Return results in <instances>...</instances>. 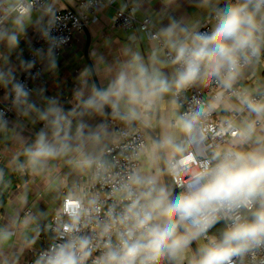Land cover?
I'll list each match as a JSON object with an SVG mask.
<instances>
[{
  "label": "clouds",
  "instance_id": "9594fccd",
  "mask_svg": "<svg viewBox=\"0 0 264 264\" xmlns=\"http://www.w3.org/2000/svg\"><path fill=\"white\" fill-rule=\"evenodd\" d=\"M198 6L209 9L207 25L171 14L159 27L147 20L138 29L150 43L146 52L125 48L112 62L98 55L106 82H96L90 62L68 106L43 88L37 95L45 103L38 105L5 57L0 88L34 129L9 167L39 177L59 200L51 222L41 223L48 213L40 210L15 224L27 247L52 233L33 264H264V81L245 82L264 64V0ZM127 7L121 3V16ZM58 23L47 0H0V43L11 51L29 26H40L49 46L36 54L53 70L55 50L67 43L52 35ZM21 65L28 72L35 61ZM8 125L0 112V130ZM141 130L147 135L131 139ZM117 138L129 141L118 153L131 149L127 167L112 157ZM59 165L80 179L55 177ZM4 175L0 169L7 187ZM218 224L223 228L214 234ZM14 235L0 227V248Z\"/></svg>",
  "mask_w": 264,
  "mask_h": 264
},
{
  "label": "crops",
  "instance_id": "0c3cea01",
  "mask_svg": "<svg viewBox=\"0 0 264 264\" xmlns=\"http://www.w3.org/2000/svg\"><path fill=\"white\" fill-rule=\"evenodd\" d=\"M106 1L108 2V0ZM121 3L133 7L139 5L136 16L139 19L150 17L157 27L161 23L167 24L169 14L175 15L177 19L190 24L197 22L202 24L209 14V9L198 6L199 0H113V4L105 5L98 13V20L87 27L91 39L89 55L93 53L91 61L97 65L96 74L99 83L106 82L109 73L105 70V64L97 62L98 55L103 56L106 61L112 62L114 59L124 58L125 48L146 52L150 47V43L143 32L125 31L114 27V18L117 10L120 9ZM221 3H223V0H221ZM51 4H54L55 9L75 7L74 0H51ZM37 16L38 14L33 15V21L37 19ZM44 21H46V16ZM39 30L40 26L36 24L29 26L27 33L20 36L19 45L11 51L8 50L4 43H0V67L5 65L6 57L7 65L14 69L17 78L24 70L21 65V61H25L22 51L34 41V37ZM136 34H139L141 40L134 44L128 38ZM87 43L88 36L86 31L78 33L73 45L66 49L62 55L56 56L58 66L54 70L49 69L46 58L42 60L44 77L36 83L34 94L32 95V99L38 105L42 106L45 103L37 95V90L41 88L46 90L45 94L47 96L57 97L65 106L74 103L73 91L80 85L79 73L88 65L85 56ZM262 71H264L263 65L249 70L245 77V82L252 84L254 81H264V76L260 75ZM0 98L5 99V90L3 88H0ZM32 115L34 116L35 114ZM38 127L39 125L36 126L37 129ZM33 130L30 118L21 116L18 113L10 119L7 129L0 130V154L4 156V163L1 169L5 173L4 181L6 183L10 181V183H7V187L0 185V194H5V190L9 187L12 189L11 192H13L7 198L5 204L0 207V227L9 226L15 233L12 240L0 248V264H10L14 257L19 258L18 264H28L35 253L43 248L50 239L48 232H45L46 243L37 249L31 248L33 250L32 257L30 260L28 259L30 248L26 246L27 241L23 238L21 230H14L21 209L28 207L30 209L28 211L34 215L40 210H46L49 216L47 215V219H41V223L45 224L51 221L59 207L58 193L49 191L39 177H27L28 182L22 185L20 181H17L21 174L9 167L12 156L20 150L23 140H26ZM158 131L159 129H156V132ZM54 176L59 177L60 180H67L68 183L80 179L75 174H68V169L63 165H59L55 169ZM22 193L27 194V199L24 201L20 199ZM7 208H9L10 212L12 211L10 214L5 211ZM13 216L16 218H13Z\"/></svg>",
  "mask_w": 264,
  "mask_h": 264
},
{
  "label": "built area",
  "instance_id": "2783aa9c",
  "mask_svg": "<svg viewBox=\"0 0 264 264\" xmlns=\"http://www.w3.org/2000/svg\"><path fill=\"white\" fill-rule=\"evenodd\" d=\"M75 7H66L62 9H56L57 14L60 17L62 23H58L52 30V35L57 37H66L67 43L62 45L61 47L55 50L56 56L62 55V53L70 48L73 45L74 39L78 33L83 32L91 23H94L98 20V13L102 7L109 4L106 0H93L91 6L85 3V0H74ZM43 2V0H42ZM48 3H51V0H47ZM113 4V3H112ZM133 6H128L124 9V15L121 16L120 9L117 10L115 18H114V27L123 29L125 31H138L141 26L147 20L153 21L150 17H145L144 19H139L136 16V12L134 15L131 14ZM48 17L46 16V21ZM45 21V24H46ZM79 21V23H77ZM208 18L201 24L207 25ZM151 28V25H149ZM142 32V31H141ZM48 42L42 37L40 30L36 33L34 37V41L25 47L22 51V55L25 58V61H35V67L30 71L23 72L17 77L21 83H23L29 90L32 91V95L34 94L35 85L38 81H41L44 77V68L42 63V58L38 56L36 53L38 50H42L46 53L48 48ZM264 66V64H262ZM38 74V75H37ZM200 95H203V92L200 90H196ZM192 92L188 93V99H191ZM187 106V105H186ZM0 112L4 113V118L9 122L10 119L17 113L15 108L12 107L11 97L8 99L0 98ZM122 127V126H121ZM147 135L145 130H141L131 139H140ZM129 143L128 140H121L119 138L116 139L114 143H112L111 147L113 149L112 157L119 161V165L121 167H127L128 161L124 159V156L128 155V152L131 149L125 150L123 155H119L125 144ZM110 157V158H112ZM4 163V156L0 154V169ZM99 188V186H97ZM101 191H106V189H102ZM29 213V212H28ZM55 215V214H54ZM53 215V216H54ZM53 219V217H52ZM51 219V221H52ZM50 221V222H51ZM49 233V241L46 245L37 251L34 257L29 261L28 264H33L34 259L39 255V253L47 248V246L51 243L52 233Z\"/></svg>",
  "mask_w": 264,
  "mask_h": 264
},
{
  "label": "rangeland",
  "instance_id": "374dc122",
  "mask_svg": "<svg viewBox=\"0 0 264 264\" xmlns=\"http://www.w3.org/2000/svg\"><path fill=\"white\" fill-rule=\"evenodd\" d=\"M19 177V176H18ZM21 177H25V179H26V182H28V178L27 177H30V176H27V175H25V176H21ZM21 177H19L18 178V180L17 181H20V178ZM25 182V183H26ZM12 191V189L9 187V188H7L6 190H5V194H7V198H9L10 197V195H11V193H13V192H11ZM1 194H3V193H1ZM28 210H30L28 207H26V208H24V209H21V211H19L20 213H19V217H20V219L22 218V217H24V215L26 214V213H28L29 211ZM2 211V210H1ZM7 213H11L10 212V210H9V208H7V210H5ZM13 214V213H12ZM16 214H18V212H16ZM15 215V214H14ZM49 216V215H48ZM19 217L17 218V223L19 222ZM13 218H16V217H14L13 216ZM14 230H16V231H18L19 229H17V228H14ZM49 234V233H48ZM30 235H35V233H31ZM46 234H45V232L42 234V235H40L39 237H38V239H37V243L35 244V245H33L32 247H29L30 249H29V256H28V259L30 260L31 259V257H32V249H34V248H39V247H41L42 245H44L45 243H46ZM32 248V249H31Z\"/></svg>",
  "mask_w": 264,
  "mask_h": 264
},
{
  "label": "trees",
  "instance_id": "16d2710c",
  "mask_svg": "<svg viewBox=\"0 0 264 264\" xmlns=\"http://www.w3.org/2000/svg\"><path fill=\"white\" fill-rule=\"evenodd\" d=\"M25 182H26L25 177L24 178H20V184L23 185V184H25ZM6 200H7V194H0V207L5 204ZM222 228H223V225L222 224H218L216 226V228H214L212 230V232L214 234H218L219 230H221Z\"/></svg>",
  "mask_w": 264,
  "mask_h": 264
},
{
  "label": "water",
  "instance_id": "95a60500",
  "mask_svg": "<svg viewBox=\"0 0 264 264\" xmlns=\"http://www.w3.org/2000/svg\"><path fill=\"white\" fill-rule=\"evenodd\" d=\"M85 31H86L87 36H88V43H87V47H86V51H85V56H86L87 62H88V64H89L90 62H92V61H90V55H89V47H90L91 39H90V35L88 34V30H87V28L85 29ZM96 76H97V74H96ZM96 82L99 84L98 79H97ZM145 131H146V130H145Z\"/></svg>",
  "mask_w": 264,
  "mask_h": 264
}]
</instances>
